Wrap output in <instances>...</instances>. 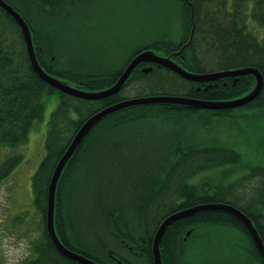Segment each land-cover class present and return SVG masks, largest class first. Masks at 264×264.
Wrapping results in <instances>:
<instances>
[{
	"label": "trees",
	"instance_id": "16d2710c",
	"mask_svg": "<svg viewBox=\"0 0 264 264\" xmlns=\"http://www.w3.org/2000/svg\"><path fill=\"white\" fill-rule=\"evenodd\" d=\"M7 1L23 13L32 27L36 54L42 67L53 75L74 81L77 87L85 90L95 91L112 86L130 60L146 49H154L163 55L181 50L173 58L195 72L215 70L206 68V61L212 59L219 70L254 66L264 77V37L259 39L252 33L247 22L248 16H251L260 26H264V0H235L233 9H225L224 12L213 9L211 0H189L190 3L187 0H140L136 6L141 17L138 27L140 31L132 36L135 39L128 37L117 45L119 51L123 45L125 47L121 60L117 55L113 58L106 55L111 40L103 37L102 33L106 28L100 26V22L93 27L89 26L90 19L94 17L89 11L101 8L98 2L102 0ZM250 1L252 7L248 13ZM68 6L71 12L68 11ZM0 12H3L0 16L4 22L12 26V37H9L6 30L1 28L0 22V146L15 147L25 143L35 122L44 115L45 94L60 91L61 96L60 103L49 120L46 156L33 175L35 204L43 214L44 239L34 245L36 257L23 264H81L62 255L53 245L46 229V210L48 187L55 167L76 132L91 115L125 98L162 94L153 88H156L154 85L162 86L164 83L174 86L169 94L205 100L233 99L250 91L255 84V77L251 74L236 78L230 76L212 82L191 81L156 64L151 72L144 73L140 67L151 64L144 62L133 71L118 93L97 100L77 97L53 87L37 74L29 60L18 24L1 8ZM193 27V38L188 43ZM117 29L119 31L120 21ZM197 42L203 44L205 51L212 56L204 54L205 59L196 46ZM151 76L156 78L154 85L145 86L130 96L124 94L130 85L148 80ZM249 105L264 106V87L256 99L242 108ZM237 109L204 110L177 104H150L129 107L101 120L70 160L58 185L56 228L63 242L70 249L83 253L100 264H112L104 253L96 251L103 250V246L90 249L81 247L72 244L65 236L67 228L64 226L61 194L63 188L75 179L77 171L74 172V166L83 157L86 159L81 169L83 171L86 166L92 167L88 182L95 191L93 193L100 195V199L96 200L98 209L95 213L98 216L114 214L115 218L109 224L120 231L123 223L130 224L123 218L125 214L130 219L129 207H123L125 212L122 213L117 206L121 199L119 196L125 193V185L142 181L162 185L157 199V202L161 199L162 205L156 208L155 220L147 223L151 229L146 231V242L143 244L142 260L145 259L148 264H154L153 227L158 229L166 216L196 203L235 204L227 195L210 193L209 184L208 187L201 184L204 191L200 193L199 190L198 193V186L188 180L204 170L241 163V153L227 144H186L188 136L185 132L191 129L186 131L185 126L194 125L196 120L210 123L212 115L203 114L205 112L223 119L230 117ZM73 112L77 117L72 115ZM144 120L146 124L152 120L162 122L161 125L169 128L164 129L165 138L159 148L162 155L156 160L154 174L141 175L142 167L134 153L141 148L138 146L137 136L140 135V130H144L141 126L144 125ZM176 130L181 131L177 133ZM162 136L163 134H158L156 137ZM171 153H174L172 157ZM17 162L18 160L8 159L0 164V187ZM100 163L102 168L98 167ZM179 199H182L181 202L176 201ZM167 200L169 206H165ZM202 225H216L240 232L245 238L249 237L244 224L229 212L202 211L168 226L161 240L164 264H187V243L195 237L193 231ZM192 227L191 235L186 238L187 230ZM249 240L250 244H242L243 251L241 248L248 264H264L262 254L250 237Z\"/></svg>",
	"mask_w": 264,
	"mask_h": 264
},
{
	"label": "rangeland",
	"instance_id": "374dc122",
	"mask_svg": "<svg viewBox=\"0 0 264 264\" xmlns=\"http://www.w3.org/2000/svg\"><path fill=\"white\" fill-rule=\"evenodd\" d=\"M139 1L102 0V2H98L101 8L89 11L94 14V17L89 21V26L93 27L95 23L100 22V26L106 28L102 33L103 37L111 39L109 42L110 49L106 52L109 58L117 55L121 60L125 53V47L123 45L119 51L117 45L128 37L132 40L135 39L132 36L139 33L138 27L141 17L140 11L136 7ZM211 1L213 9L224 12L225 9H233L235 0ZM251 7L252 1L249 3L248 13H250ZM68 11L71 12L69 6ZM119 21L120 29L118 31ZM0 22L1 28H4L6 34L12 37L11 24L4 22L1 16ZM247 22L251 32L262 39L264 26H260L251 16H248ZM74 44L75 41L73 46ZM196 46L205 59V55L212 56L210 52L205 51L206 48L203 44L197 42ZM206 62L207 69L219 68L212 59ZM148 78V80L133 83L124 94L130 96L145 86L154 85L155 76ZM63 80H67L71 85L76 86L72 80ZM154 86L156 88L153 89H158L162 94H169L168 92L174 89V86L169 83ZM60 99V91L45 94L44 115L31 128L28 140L15 147L0 146V164L8 159L18 160L0 187V264H23L35 258L37 254L34 245L44 239L43 214L35 204L33 175L46 156L49 120L52 113L57 109ZM72 115L77 117L75 112ZM142 123L144 125H140L144 127V130H140L137 139L147 141L148 144L145 148L142 146L138 148L135 157L139 160L140 167H142L141 172L144 175L147 174L145 171L156 168V160L162 155L159 148L165 138L164 129L169 127L161 125L162 122L155 120L147 122L148 125L145 120ZM185 128L186 131L191 129L185 132V135L188 136L186 144L191 142H196L198 145L227 144L242 155L240 164H225L201 171L188 180L190 183L205 184L207 187L214 185L219 194L227 195L232 200L233 197L230 196L229 190L237 189L239 194L246 193L245 191L252 189V186L255 188L256 184L264 183V175L262 174L259 176H257L258 174L244 175L247 171L248 162L264 164V115L250 116L248 110L239 109L228 118L221 119L214 115V119L210 123L196 120L194 125L186 124ZM180 131L176 130L177 133ZM158 134H163L161 139L156 137ZM142 156H146V158ZM85 159L86 157H83L76 163L74 166V172L77 171L75 179L73 178L72 182L62 190V214L64 226L66 228L70 226L72 230L70 233L71 243L92 248L106 245L107 242L111 241V237L109 234H104L106 228L102 229L107 225L105 218L95 213L98 209L96 200L100 199V195L93 193L95 191L88 182L92 167L86 166L83 171L81 169ZM98 167L102 168L101 163ZM119 197L125 198V193ZM198 233V238L190 240L187 244L185 258L187 264H248L242 254V244L248 240L240 232L223 229L216 225H202L199 227ZM114 244L111 243L113 246ZM238 250L240 252H237ZM142 258L143 255H140L139 259ZM143 264H148L145 259Z\"/></svg>",
	"mask_w": 264,
	"mask_h": 264
},
{
	"label": "water",
	"instance_id": "95a60500",
	"mask_svg": "<svg viewBox=\"0 0 264 264\" xmlns=\"http://www.w3.org/2000/svg\"><path fill=\"white\" fill-rule=\"evenodd\" d=\"M187 2L190 3L189 0ZM0 8H2L6 13H8L19 25L26 44L27 53L37 74L45 80L47 83L53 87L66 92L68 94L90 99L97 100L111 96L118 93L125 86L127 80L132 75L134 69L141 64L142 62H153L157 63L159 66H165L172 71L176 72L185 79L204 82L212 80H220L222 78L230 76H239L242 74H253L256 76V84L252 90L240 97L229 99V100H205L199 98H193L186 95H174V94H155V95H144L125 98L120 100L112 105H109L91 115L82 126L79 128L68 148L58 161L55 170L53 172L51 181L48 187V201H47V210H46V229L47 233L56 247V249L64 256L69 259L80 262L81 264H100L94 259L76 252L70 249L59 236V233L56 228V210H57V191L60 179L62 177L65 168L67 167L70 160L75 155L76 151L82 144L85 137L96 126L101 120L107 116L118 112L120 110L140 105H150V104H177L185 105L194 108L202 109H226V108H236L242 105H245L252 100H254L262 91L264 86V77L261 71L254 66H244L233 69L211 71V72H195L185 68L182 64L178 63L173 59V55L180 54L181 50L174 52L170 55H163L159 51L154 49H146L136 56H134L129 64L126 66L119 79L110 87L101 89V90H85L77 86L71 85L67 80H63L60 77L53 75L46 71L36 54V46L34 41V35L32 28L30 27L28 21L25 19L23 14L18 11L12 4L6 0H0ZM194 27L192 28L191 37L188 43L191 42L193 38ZM153 70V66H145L142 68V72L149 73ZM264 108L249 111L250 114H257L264 112ZM202 211H225L232 214L234 217L239 219L248 231L251 233V236L257 245L260 253L264 258V240L258 231L253 220L240 208L237 206L227 203V202H210V203H201L188 208H184L178 211H175L169 214L159 225L155 236L153 238V255L155 264H164L161 248V240L168 228L169 225L174 223L177 220L182 218L194 216ZM189 234V233H188Z\"/></svg>",
	"mask_w": 264,
	"mask_h": 264
},
{
	"label": "flooded vegetation",
	"instance_id": "af4514ba",
	"mask_svg": "<svg viewBox=\"0 0 264 264\" xmlns=\"http://www.w3.org/2000/svg\"><path fill=\"white\" fill-rule=\"evenodd\" d=\"M1 13L3 14V12H0V14ZM145 66H154V64L143 65L140 67V69H142ZM261 107L263 108V106L261 105H249L247 106L246 109L257 110V109H261ZM234 112L232 113V115L234 114ZM261 115H264V113H257V114H253L252 116H261ZM138 143H139L138 144L139 147L142 146L143 148H145L148 142L139 140ZM172 155H174V153H171V156ZM142 157L146 158V156H142ZM148 158L151 157L148 156ZM246 170L247 171L245 172L244 175H252V174H256V175L258 174L257 176L261 174L264 175V164L248 162V167ZM145 172L148 174H154L155 169H149L148 171ZM150 180L151 179H149V181ZM196 185L198 186L197 187L198 193L199 190L201 191L200 193H203L204 188L201 187V184H196ZM248 185L251 186V184ZM161 186L156 185V183L152 181H150V183L149 182L145 183L142 181V182L133 183L132 185H128V184L125 185L124 188L125 198L120 199L117 206L120 207L118 211L122 213L125 212V209L123 207H129L130 219L128 218V215L126 218L125 214L123 218L127 219L128 222H130V224L125 225V223H123L124 226L121 227L122 228L121 231L120 229L119 230L116 229L113 224L111 225L109 224V222L111 223L113 222V219L115 218L114 214L103 215V217L105 218V222L107 223V225L104 227V229L106 228L104 234H109L111 237V241L107 242L106 245L103 244V250L101 251L96 250V251L100 253H104L107 256V258L110 259L112 264H143V260L139 259V256L142 255L143 244L146 242L145 233L146 231H149L151 229V227L147 225V223L150 224V222H153L155 220L156 208L162 205V203L160 202L161 199H159L157 202V199L160 196L159 194L162 191ZM208 191L212 194L214 193L219 194L218 189L214 188L213 186L211 188H208ZM245 192L246 193L239 194L237 189L229 190L230 196L233 197V202L235 203L234 205H236L241 210H243L253 220L264 240V183L256 184L255 188L252 186V189ZM181 200L182 199L176 201L181 202ZM106 203H108L107 200ZM167 204L169 206L168 200L165 202V206ZM194 205H197V203ZM106 206H108V204H106ZM105 212L109 213L111 212V210L108 211L106 210ZM198 229L193 231V227H192L188 229L186 233L187 234L189 233L188 235H191L193 231V233H195V237H198L199 234ZM153 230H154V235H153L154 238L157 228L153 227ZM246 230L250 239L253 240L251 233L248 231V229ZM71 231L72 230L70 226H68L65 236L67 240H69L70 242H71L70 239ZM249 237L248 236L246 237L248 241L245 243V245L250 244ZM111 243H115L114 246L111 245ZM171 249H173V247H171Z\"/></svg>",
	"mask_w": 264,
	"mask_h": 264
}]
</instances>
